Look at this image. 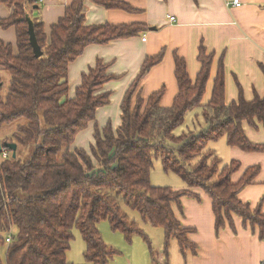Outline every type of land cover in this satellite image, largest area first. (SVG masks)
I'll use <instances>...</instances> for the list:
<instances>
[{"label": "trees", "instance_id": "16d2710c", "mask_svg": "<svg viewBox=\"0 0 264 264\" xmlns=\"http://www.w3.org/2000/svg\"><path fill=\"white\" fill-rule=\"evenodd\" d=\"M85 1L73 0L48 37L42 22L32 20L36 42L42 50L41 58H36L28 42L25 17L26 11L37 12L41 0H0L1 5L12 9L8 19L0 20V27H15L17 42L16 55L10 45L0 42V70L10 77L4 97L0 79V130L10 127L12 132L0 143L17 146L13 160L1 158L0 152V248L6 249L0 264H71L66 253L73 229L80 233L86 247V264H110L120 254L104 244L97 229L100 222H108L111 231L121 233L127 244L137 235L149 245L123 206L136 211L145 223L163 230L165 254L169 240L174 239L183 254L188 251L194 257L197 246L187 239L194 230L181 227L172 211L174 205L181 212L182 197L199 201L194 188L212 201L216 232L227 226L236 234L233 219L239 217L242 228L258 230V239L262 240L261 203L251 209L237 198L243 188L251 185L259 167L248 168L234 184L231 176L239 168L238 161L221 165L220 158L207 146L224 138L229 147L245 153L263 152V146L246 139L242 123L255 129L260 124L264 129V96L256 95L248 102L238 86L237 101L226 103L221 57L212 79L211 97L203 104L214 55L200 45V70L193 81L185 61L174 54L177 93L172 105L163 108V88L145 99L138 90L145 74L163 59L165 53L161 50L159 55L144 60L124 94L118 129L114 131L109 122L102 130L97 129L96 112L111 101V94L103 87L114 77L107 74V65L97 60L82 74L69 98L68 68L86 47L129 39L146 28L87 25ZM88 1L105 10L132 11L116 0ZM260 68L264 76V66ZM196 109L205 129L175 137L173 132ZM90 124L94 129L90 149L71 150L75 138ZM29 146L33 149L26 160L17 157L19 148ZM154 157L160 159L163 171L178 176L187 189L151 186Z\"/></svg>", "mask_w": 264, "mask_h": 264}, {"label": "crops", "instance_id": "0c3cea01", "mask_svg": "<svg viewBox=\"0 0 264 264\" xmlns=\"http://www.w3.org/2000/svg\"><path fill=\"white\" fill-rule=\"evenodd\" d=\"M116 1L126 4L132 11L105 10L87 0L84 2L83 9L85 24L144 25L146 29L129 39L114 40L105 45L88 46L68 68V85L70 90L72 85L74 91L79 86L82 74L94 67L97 60L107 65V74L114 77L103 87L105 92L111 94L110 104L96 112V126L100 125V129L108 122L113 123V120L117 127L119 126L120 105L124 94L139 74L144 60L159 55L161 50L165 53L163 59L145 74L138 90L141 97L145 99L163 88L164 93L160 102L163 108L172 105L177 93L174 54L185 61L188 76L193 81L200 70L197 61V50L200 45L214 55L203 104L211 97L212 79L217 73L218 61L221 57L224 66L226 103L237 101L238 86L248 102L256 95L263 98L264 76L260 67L264 66V0H239L241 3L239 7L227 6L226 3L231 0ZM72 2L73 0H41L37 12L34 14L26 12L31 20L42 22L44 33L48 37L51 28L64 17L65 9ZM11 11V8L0 4V20L8 19L12 14ZM172 17L174 20L171 23L169 19ZM143 37L146 39L144 42ZM0 42L10 45L13 55H16L15 27L10 26L7 29L0 27ZM74 91L70 97L68 96L69 98L74 95ZM242 125L246 139L264 148L263 127L258 124L255 129L245 122ZM11 134L12 132H9V135ZM1 139L3 138H0V141ZM228 148L226 153L229 155V162L238 161L239 163L238 170L231 176L232 183L238 182L248 168L259 167L260 171L251 185L243 188L237 194V198L248 204L251 209L261 203V213L264 214V150L261 153H245L237 147L228 146ZM171 189L177 191L187 187L182 181L177 187H171ZM192 191L199 196V201L182 197L181 212L174 205L172 211L181 227L194 230L187 235L188 241L197 246L194 257L188 251L183 254L174 239L169 240L165 254L163 230L148 223L144 222L143 231L149 234L147 239L152 238V242L148 240L149 245H147L143 237L136 235L129 245L124 242L121 233L111 231L108 222L106 224L100 222L98 225H103V229H98V225L97 229L102 235L104 244L116 249L120 254L111 260L110 264H260L264 261V237L262 240L258 239V230L251 232L248 227L242 228L241 219L234 217L236 234L227 226L216 232L211 210L212 201L200 189L194 188ZM125 213L130 217L129 213L126 211ZM151 228L160 231H152ZM72 241L74 243L77 241L74 235ZM71 244L66 253L67 262L86 264L83 258L86 249L83 240L82 248L75 254ZM5 251L6 249L4 254ZM4 254L0 258L2 263Z\"/></svg>", "mask_w": 264, "mask_h": 264}, {"label": "rangeland", "instance_id": "374dc122", "mask_svg": "<svg viewBox=\"0 0 264 264\" xmlns=\"http://www.w3.org/2000/svg\"><path fill=\"white\" fill-rule=\"evenodd\" d=\"M0 77L2 79L1 80V82H2L1 96L4 97L8 92V88H9L8 85H9L10 77H9L8 73L1 71V70H0ZM73 91H74V87L71 85V90L68 93L69 97L71 96V94H73ZM134 103H135V101L132 100L131 110H134V106H133ZM111 112H112V109H111ZM115 123L116 122H114V120H113V123H110L111 128H113L114 131H116V129H118V128H116L117 125ZM95 124H96V120H95ZM205 127L206 126H205L204 121L200 115V111L198 109H196V110H193L186 115L184 123L179 128H177L176 131L173 132V135L176 137V136H179L183 133H189L190 131L198 133V132L204 130ZM100 128H101L100 125H97V129L102 130ZM9 130L11 131L10 127H5L3 129H1L0 130V138L8 137V134L10 132ZM93 133H94L93 124H91V126H89L87 131L79 134L76 137L75 141L73 142V146L71 147V150H73V148L89 150L90 146L93 143ZM207 148L215 151V154L218 155V157L221 159V165H226L229 163V160H228L229 155H228V153H226V152H228L229 148L226 145L224 139H220V141L218 140V142H214V143L211 142L207 146ZM32 149L33 148L31 146H29L26 149L19 148V150L17 152V157H20L21 159L26 160L30 156ZM10 157H11V155H10ZM150 172H151V174H150V185L151 186L161 187V188L162 187H170L171 188V187H177L178 184L182 183V180L178 176H175L172 173H166L165 171H163L161 161L159 158H155V157L153 158V164H152V167L150 169ZM123 210L130 214L131 220H133L136 223L137 227L141 231H143V229H145L144 221L142 220V218L138 215V213L136 211L132 212L128 208H126L125 206H123ZM102 224H106V221H104ZM99 228H100V230H102L103 225H98V229ZM151 229H152V231H160V230H156V228H151ZM72 233L75 236V240L77 238V241H75L76 243H74L73 241L71 242L72 243L71 247L73 248L74 254H75L79 249L82 248L81 247L82 246V240L80 237V233H78V231L76 229H73ZM144 234L146 235V237L149 235V234L147 235V232H144ZM121 240L123 241V238ZM147 240L152 242V238H149ZM124 242H125V240H124ZM142 242H143V240H142ZM143 244H144V242H143ZM144 246H145V244H144ZM4 250L5 249L3 247L0 248V258H2V255L4 254Z\"/></svg>", "mask_w": 264, "mask_h": 264}, {"label": "water", "instance_id": "95a60500", "mask_svg": "<svg viewBox=\"0 0 264 264\" xmlns=\"http://www.w3.org/2000/svg\"><path fill=\"white\" fill-rule=\"evenodd\" d=\"M25 20L27 22V27H28L27 29L28 42H30L33 56H35L36 58H41L42 50L39 47L38 42H36L33 22L28 15H26ZM2 149H8L11 152V159L12 160L14 159L16 155V149H17V146L15 145V143H3V144L0 143V152Z\"/></svg>", "mask_w": 264, "mask_h": 264}, {"label": "built area", "instance_id": "2783aa9c", "mask_svg": "<svg viewBox=\"0 0 264 264\" xmlns=\"http://www.w3.org/2000/svg\"><path fill=\"white\" fill-rule=\"evenodd\" d=\"M240 1L239 0H231V2H228V3H226V5L227 6H234V7H239L240 6ZM173 20H174V17H172V18H170L169 19V22H173ZM143 40V42L146 40L144 37L142 38ZM10 155H11V153L10 152H8L6 149H2L1 150V158H3V159H7V158H10ZM10 242V239L8 238V239H6V243L8 244ZM260 264H264V261L263 262H261Z\"/></svg>", "mask_w": 264, "mask_h": 264}]
</instances>
